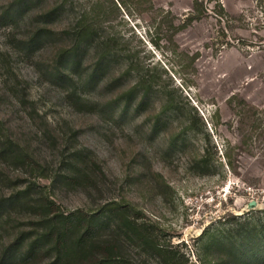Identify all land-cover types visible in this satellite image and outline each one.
Instances as JSON below:
<instances>
[{"label":"rangeland","instance_id":"obj_1","mask_svg":"<svg viewBox=\"0 0 264 264\" xmlns=\"http://www.w3.org/2000/svg\"><path fill=\"white\" fill-rule=\"evenodd\" d=\"M13 1L0 0V199L33 183L67 213L119 203L149 233L105 214L121 264H264V0H34L2 18ZM53 6V35L28 54L33 11ZM84 12L114 39L110 61L84 45L56 64ZM76 152H91L95 187L64 179ZM33 218L0 212V252Z\"/></svg>","mask_w":264,"mask_h":264},{"label":"trees","instance_id":"obj_2","mask_svg":"<svg viewBox=\"0 0 264 264\" xmlns=\"http://www.w3.org/2000/svg\"><path fill=\"white\" fill-rule=\"evenodd\" d=\"M34 0H14L3 11L2 18H15L21 15L24 7L30 9ZM44 7L39 12L33 11L31 27L33 29L29 37L23 40V48L28 54L40 50L47 43V38L53 35V22L58 18L62 8ZM46 9V10H45ZM65 9L62 10V12ZM36 13V14H34ZM90 12H84L74 23L65 30L71 37V46H67L57 57L62 58L56 64H76L78 56L76 52L84 45L97 50L95 64H105L115 49L110 37L102 39V28L97 21L90 16ZM2 130L0 127V143ZM89 153L76 152L74 162L70 164L71 177L64 178L73 185H84L86 188L95 187L92 184L91 174L93 159ZM3 154H13L16 159L21 155L6 145ZM92 159V160H90ZM81 164V165H80ZM95 165V164H94ZM90 166V167H88ZM86 172H83L85 171ZM90 171V172H89ZM85 173V174H84ZM36 184H29L9 197L0 199V212L10 214L15 211L28 213L34 216L32 223L33 232H21L15 241L8 244L0 252V264H121L120 241L116 237L105 239L104 230L111 225L105 221V214L111 212L115 219H120L123 226L136 237L147 242L149 233L139 229L138 225L128 218L129 211L117 202L106 203L100 206L96 213L87 211L63 212L57 204L45 195L43 189L37 190ZM33 196V197H32ZM24 211V212H23ZM34 236V238H32Z\"/></svg>","mask_w":264,"mask_h":264},{"label":"water","instance_id":"obj_3","mask_svg":"<svg viewBox=\"0 0 264 264\" xmlns=\"http://www.w3.org/2000/svg\"><path fill=\"white\" fill-rule=\"evenodd\" d=\"M254 205V203H252Z\"/></svg>","mask_w":264,"mask_h":264}]
</instances>
